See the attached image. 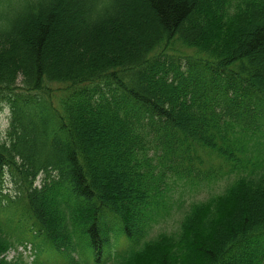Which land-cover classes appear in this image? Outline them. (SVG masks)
Listing matches in <instances>:
<instances>
[{
	"label": "trees",
	"instance_id": "trees-1",
	"mask_svg": "<svg viewBox=\"0 0 264 264\" xmlns=\"http://www.w3.org/2000/svg\"><path fill=\"white\" fill-rule=\"evenodd\" d=\"M0 100V264H264V0H0Z\"/></svg>",
	"mask_w": 264,
	"mask_h": 264
},
{
	"label": "rangeland",
	"instance_id": "rangeland-1",
	"mask_svg": "<svg viewBox=\"0 0 264 264\" xmlns=\"http://www.w3.org/2000/svg\"><path fill=\"white\" fill-rule=\"evenodd\" d=\"M20 83V80L19 82ZM20 85V84H19ZM9 108L6 105V102L0 100V133L4 136L6 130L8 129L9 124ZM259 149V154L264 157V141ZM254 143L250 146V156H258V152H253L251 149ZM205 165L213 171H217L219 174L218 180L211 181V183H205V186L193 187L189 184H178L173 188L172 191V200L170 201L171 209L169 210V216L166 217L158 226L155 227L152 234H157L160 232H173L175 231L181 219L183 218L188 207L195 202L204 201L208 199L211 195L221 193L226 185L228 184L229 179L224 178L220 173L228 169V164L221 162L220 160L214 159L211 155H207L205 152H200ZM255 161V160H254ZM6 190L11 192L14 191V186L12 183L7 182L5 186ZM264 210V208H263ZM18 252L23 253L24 260L32 262L34 255L32 246L28 244L27 250H24L22 247L18 249ZM52 253V252H51ZM17 255V251H10L7 255L8 260H13ZM56 255V254H55ZM49 262H53L50 261Z\"/></svg>",
	"mask_w": 264,
	"mask_h": 264
}]
</instances>
